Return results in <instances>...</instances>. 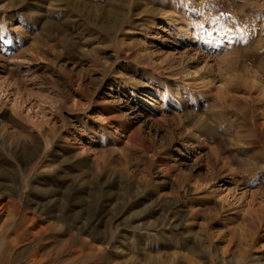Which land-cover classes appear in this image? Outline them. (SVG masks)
<instances>
[{
  "label": "rangeland",
  "instance_id": "obj_1",
  "mask_svg": "<svg viewBox=\"0 0 264 264\" xmlns=\"http://www.w3.org/2000/svg\"><path fill=\"white\" fill-rule=\"evenodd\" d=\"M0 188L1 264H264V0H0Z\"/></svg>",
  "mask_w": 264,
  "mask_h": 264
},
{
  "label": "bare ground",
  "instance_id": "obj_2",
  "mask_svg": "<svg viewBox=\"0 0 264 264\" xmlns=\"http://www.w3.org/2000/svg\"><path fill=\"white\" fill-rule=\"evenodd\" d=\"M40 150L41 148H38V152ZM47 151H48L47 148H44L43 152L45 154ZM33 158H35V156L30 155L28 156L27 160L31 161ZM0 193L4 194V192H1V188H0ZM19 200H20L19 197H17V199L11 201V203L13 206L18 207V209L21 211ZM3 209L4 206L0 205V216L3 213ZM37 211L39 212L38 209ZM21 219H22L21 226L23 227V229L17 232V238L20 242H24L28 247L33 246L35 241L40 240L42 237L45 236L52 237L53 239L59 238V236L61 235H68L70 237H73L75 236L74 231L81 232L83 230L77 227V218L76 216L73 215L69 216L63 214L59 220L61 221V223L58 224L57 227L53 226L52 224L44 225L45 224L44 220L41 219V217L35 215L34 213H24L22 214ZM83 233H86L85 230H83ZM32 249H33V253L31 255V258L29 260L30 262L28 264H40V263L42 264L45 259L41 254L40 249H34L33 247ZM95 250L96 252L98 251L99 254H102L104 248L98 247ZM9 251L10 253H12V251H14V248L10 249ZM0 264H1V260H0Z\"/></svg>",
  "mask_w": 264,
  "mask_h": 264
}]
</instances>
